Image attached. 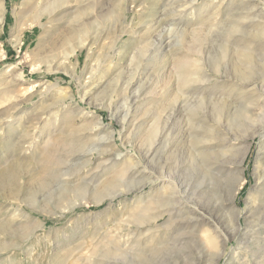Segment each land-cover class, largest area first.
<instances>
[{"label": "rangeland", "instance_id": "1", "mask_svg": "<svg viewBox=\"0 0 264 264\" xmlns=\"http://www.w3.org/2000/svg\"><path fill=\"white\" fill-rule=\"evenodd\" d=\"M3 1L0 89L8 86L12 91L10 100L17 105L9 109L12 103L0 104V172L11 162L22 166L8 170L12 174L9 183H3L5 177H0V264H104L102 260L105 264H225L232 245L236 243V236L224 245L225 253L211 257L202 250L196 238L202 232L196 231L186 219L191 216L189 208L197 204L211 218L219 221L222 228L229 229L231 225L229 212L223 206L228 202L226 187L229 179L225 175L209 176L199 169L198 159L191 156L187 121L192 112L207 111L210 121L217 120L224 136L236 137L238 141L248 134L252 123H256V127L264 125L261 108L264 93L259 97L250 95L264 88V47L260 34L264 31V0H111V11H104L105 14L99 16L103 17L102 20L95 16L85 18L83 14L85 35L98 33V36L87 59L86 48L77 52L73 73L56 70L55 67L47 71V62L62 54H44L42 47L36 46L40 34L44 32L47 36L55 24L69 18V15L53 16L63 18L52 20L44 29L41 24L51 18L48 10H44L40 18L42 23L27 27L34 13L52 0H27L24 8L22 0ZM121 3L134 5L135 9V12L126 11L124 22L118 14ZM74 5L71 2L68 6L74 8ZM83 8L85 11L88 9ZM19 14L25 16V27L20 34L22 41L16 45L12 30L16 18L21 17ZM241 18L246 21L236 33L240 38L232 37L234 42L230 45L239 47L243 42H249L256 59L249 67L254 74L252 82L243 90L233 85L232 53L221 55L222 48L216 39L217 34H232V26L238 30L232 20L240 21ZM61 25L63 28L66 24ZM212 26L215 35L209 34L208 38L205 29ZM194 29L205 31L202 35L193 36L190 31ZM203 45L207 47L210 63L206 70L211 75L205 92L227 101L200 104L195 99L190 104L175 103L177 73L184 65V55L197 60L198 55L192 50ZM7 48L11 58L7 56ZM72 60L76 62V58ZM244 66L238 69L246 77ZM211 67L218 68L219 73ZM91 69L92 79L88 80ZM53 83L52 89L49 86ZM86 89L91 92L81 101L80 96ZM238 92L245 93L243 98ZM256 98L261 101H256ZM77 103L84 115L77 114ZM96 121L101 123V129L91 130ZM18 124L22 131L34 132L36 136H42V140L54 133L65 151H80L84 155L64 165H55L56 162H51V157L47 156L44 158L46 164L41 166L36 160L38 148L24 153L14 146L18 141L15 129ZM99 140L103 142L98 143ZM152 141L153 152L147 157L145 151ZM240 145L229 147L236 149ZM116 149L127 152V155L121 160L107 162L106 158L114 157ZM136 160L137 168L143 173L127 175L125 187L118 186L120 168L132 166ZM242 165L244 182L234 204L241 212L236 223L244 226L242 214L252 202L248 197L252 194L254 200L259 194L254 189L258 181L255 172L264 170V135L262 139L255 135L249 140ZM153 178L159 179H154L156 183H153ZM166 179L169 181L164 182ZM172 180L179 185L180 192L176 195L174 208L165 210L160 205L164 203V196L174 191L170 184ZM151 196L154 200L151 206L163 209L161 216L160 212H155L156 208L150 210L159 215L158 231L148 235V239L141 237L137 247L149 245V240L155 246L135 252L130 248L135 247L137 237L149 234L144 222L146 217H142L141 210L147 206ZM73 203L75 205L71 207ZM262 205L251 223L254 229H246L260 232L259 235L264 237ZM179 206L184 208L178 210ZM136 224H140L138 232L134 227ZM151 236L154 237L151 239ZM263 253H257L260 257V261L258 258L255 260L257 264H264Z\"/></svg>", "mask_w": 264, "mask_h": 264}, {"label": "bare ground", "instance_id": "2", "mask_svg": "<svg viewBox=\"0 0 264 264\" xmlns=\"http://www.w3.org/2000/svg\"><path fill=\"white\" fill-rule=\"evenodd\" d=\"M90 1L91 0H52V2H49V4L45 2L46 5L44 6V8L40 9L39 11L34 13L35 14L34 16H32L30 24L27 27H30L32 24H34L36 22L42 23L40 21V18L42 17L41 15H42L44 10H48V13H50L49 15L51 18H49V20L46 21L47 23L41 24L44 29H47L48 24L51 23L52 20L55 21V20H59V19L63 18L61 16L59 18H52L53 16H56V15L61 14V13H65L63 15H69V18H65L64 20L60 21V23L58 22L59 24L58 23L55 24L56 27L54 28V30L50 34H48L47 36L45 35L46 36L45 37L44 32H43L42 34L39 35V37L37 39L36 46L42 47V49H41L42 53H44V54L56 53L57 54V52H60L62 54V56H60V57L56 56L57 57L56 59H52V60H49L47 62V66H46L47 71H51L53 69V67H55L56 70H63L64 72L73 73L75 68H76V63H77V52L81 51L83 48H86V51H87L86 59L91 55L92 48H93L92 45L95 43V40H96V37L98 36V33H95L96 35H92V36L91 35H85L86 34V31L84 30L85 28L82 27V25H84L83 24V20H84L83 14H85V16H86L85 18H88V16L99 17L102 13H104V11L106 13L108 10H110L111 0H105L104 2H103V0H94L95 2L92 1L93 2L92 4H90ZM71 2L73 4L75 3L74 8H73V6H68L69 3H71ZM38 3H41V1ZM25 4H27V0H22L21 6L23 7ZM83 6H85V8H88L90 10L87 9L88 12L83 10L84 9ZM135 8H137V7H135ZM111 9H113L112 6H111ZM128 10L135 12L134 11L135 10L134 5L130 6L127 3H121L118 5V14L120 17H122L123 22L125 21L126 11H128ZM22 11L24 13V9ZM4 12H5L4 1L0 0V26L2 25V23L4 21ZM73 13H75V14H73ZM137 14H138V12H137ZM174 14H176V12H174ZM216 14H217V12H216ZM111 15L112 14H110L109 16H111ZM99 18H101V20H102L103 17H99ZM107 19H109V18L107 17ZM110 19H112V17ZM24 20H25V16L18 17V19L16 18V23H15L13 30H12V35H14L13 37H15V40H16L15 44L16 45H19L20 41H22V39H20V34L22 33V31L25 27L24 22H23ZM245 21L246 20L245 19L243 20V18H241L240 21H237V20L233 21L232 20L233 24L238 26L237 28L241 27L242 23ZM54 23H56V22H54ZM61 24H66V25L63 26V28H62ZM89 24H90V22H89ZM93 24H94V22H93ZM109 24L111 25L110 22H109ZM263 24H264V22H263ZM125 25H126V22H125ZM207 25H209V24H207ZM215 27H216V25H215ZM232 27H234V26H232ZM232 27H231V29H232L231 33L232 34H230V35L228 34L226 36H225V34H223L222 36L217 34L216 39H218L217 41L220 42V46L222 48L221 53H220L221 55L222 54L227 55V54L232 53L230 55V59L233 60V62H231V66L235 71V75L233 77V78H235V80L233 81V85H235L237 89L243 90V88H246V87L248 88V83L252 82L251 80H252V76L254 74L252 75V72H251L249 67L253 66L256 59L254 58V54H253L254 51H253V48L249 45V42H245V43L243 42L242 45L239 47H233L230 45V42L231 43L234 42V41H231L232 37L237 38V39L240 38V37H236V35H237L236 33L238 31L240 32V28L237 30L236 28H232ZM97 28H98V26H97ZM213 29H214V27L211 29H205L207 33L204 32L205 30H202V29H200V30L194 29L190 32H192L193 36L197 35V34L200 35V33L202 35V32H204L205 36L208 34L207 35V37H208L209 34H211L213 36L215 35L212 32ZM260 34H261V38H262V39L260 38L262 40V42H261L262 47H264V31L262 30ZM205 36H203V37L205 38ZM199 38H198V40H199ZM216 39H214V40L216 41ZM11 40H13V39H11ZM97 41H99V40L97 39ZM202 41H204V40H202ZM205 41H206V39H205ZM199 42H201V41L199 40ZM219 42H217V43H219ZM258 42H259V40H258ZM197 43H198V41H197ZM201 43H204V42H201ZM201 43H198V44L200 45ZM210 47H212V46H210ZM218 47H219V45H218ZM206 49H207V47H204V45H203V46L197 47V49L192 50L193 51L192 53H194L195 55H198L197 60H195V58H192V57L190 58L189 55H184V59H185L184 65L182 67H180V69H178V73H177L178 89H177V93H176V97H175V103H177V101H181L182 103H189L190 104V102H192L195 99H196V103H200V104L203 102H209V103L214 102V103H216V102H221V101H223V102L227 101L225 98L215 97L213 94L210 95V94L205 92L206 84L210 82V77H211V75H209L207 73V70H206V66H208L210 64L208 62L209 57H208V53H207L208 51L206 52ZM211 49H213V48H211ZM184 53H186V52H184ZM2 54H3L2 50L0 49V56ZM73 57L76 58V62H73V60H72ZM244 65H246L247 67ZM240 66H242V67L244 66V68H242V67L241 68L244 69L243 70L244 73L247 74L246 77L242 76V73L239 71L238 68ZM246 68H248V70ZM211 69L215 70L216 73H219L218 68L215 69V68L211 67ZM88 74H89V76L87 78H88V80H91L92 74H93L92 69L90 70V72ZM79 80H80V77H79ZM130 82L131 81H129V83ZM49 83H51V82H49ZM54 84L55 83H53L49 87H51V88L54 87L53 86ZM80 84H82V82H80ZM263 89L264 88L257 89L254 91V93H250V95L252 97L255 95H257L259 97L264 93ZM248 91L250 92V89L247 90V92ZM11 92L12 91L10 89H8V86H4L2 89H0V104L4 103V104L9 105L12 103V105L9 106V109H14L16 107L17 103L12 102L13 100H10L11 96H9V93H11ZM89 92H91V90L86 89V91H84L83 94H81V96H80L81 101H83V99L87 96V94ZM238 93H239V96L243 98V96H244L243 94H245V93H242V92H238ZM190 94H192V95H190ZM195 94H196V96H195ZM244 98H249V96L244 97ZM257 99L258 98H256L255 100L258 102L261 101V100H257ZM247 100H245L247 102V104H250V102H248ZM227 103L231 104V102H227ZM113 105H114V103H113ZM127 106L129 107V105H127ZM110 108H111V106H110ZM261 108H262V112L264 113V100L261 101ZM76 109H77V114L82 113V115H84V113L82 111L83 109L80 107L79 103H77ZM191 109H192V107H191ZM126 111H127V109H126ZM38 119H40V118H38ZM100 122H101V120H100ZM187 122H188V129L187 130L189 133V139L191 140V149H190L191 156H192V158L198 159V162L201 166V167H199V169L200 168L203 169L204 173H207V175L209 174V176L211 175V176H215V177H217V176L220 177L222 175H225L229 179L228 185L226 187V195L228 196V202L226 204H224L223 206H224V208H227V210L229 212L228 214L230 216L228 214H227V216L230 217V224L231 225H230L229 229L222 228L221 227L222 225L219 223V221H216L213 217L211 218V216H209L207 213H205V211H202L201 207L197 206V204H195V206H193L192 208H189V214L191 216L187 217L186 219H187V221H190L193 226H195L196 231L199 230L202 232V235L198 236V234H197L196 238L198 239L200 247L202 248V250L205 251V253L206 252L209 253V255L211 254V257H212V255L219 256L221 253L222 254L225 253L224 252V250H225L224 245L232 236H236V243H235V245H232V248L229 251L228 257H227L228 261H225V264H257V261H255L256 258H258L257 253H259V252L262 253V251H264V243H263L264 237L259 235L260 232L258 233L255 230H251V229L248 230L246 228L251 227V223H253L254 215H258L259 209L263 208L262 204H264V189H263V187H264V178H263L264 177V170L260 169L261 171L258 170L255 172L257 174L258 181L256 182L254 189L259 194H258L257 199H254V200L252 198V194H250V196L248 197V200H251L252 202L248 204V210L246 212H243V214H242L244 216V221H245L244 226H242L240 224L237 225V223H236V219L239 215H241V212H240L239 207L235 206L234 199L237 196V194H238V192H239V190H240V188L244 182L243 165L242 164L244 161L247 144H248L249 140L251 138H253L255 135H259L260 138L262 139V136L264 135V125L261 124L260 127H258V126L256 127V125H255L256 123H252L251 127L248 131V134L245 135L244 137H242V139L240 141H238V139L236 137L230 138L229 136H224L222 134L220 125L217 123V120L216 121H213V120L210 121V119L208 118V112L207 111H203L202 113L200 111L192 112L189 115V121H187ZM99 125L101 126V123L96 121L95 123H93L91 130L101 129V127ZM20 127H21V125L18 124V126L15 128V129H17L16 130L17 131V138L16 139L18 141H17V144H14V146L16 145L15 147H17V149L19 151H22L24 153H26V152L34 149V148H36V149L38 148L36 160L38 163L41 164V166H44L46 164L45 163L46 161L44 158L47 156L51 157V162H53V161L56 162V163H54L55 165L56 164L64 165V164H66V162L70 161L71 159H73V158L78 159V158L83 157V155H84V153H81L80 151H75V150L73 151V150H67V149H66L67 151H65L64 150L65 148L60 144L58 138L54 137L55 135L53 136L54 133L49 134L45 140H42L41 139L42 136H40V135L36 136L34 134V132H31L28 134L25 130L22 131L21 130L22 127L21 128ZM26 138H28V140H26ZM104 141H107L106 138ZM99 142H100V140L98 141V143ZM101 142H103V140ZM106 143L109 144V142H105V144ZM238 143L241 145L239 147H237L236 149L235 148L231 149V147H229V146H233V145L238 144ZM64 145H65V143H64ZM153 148H154V145H153V141H152L150 146L147 147V149L145 151V155L147 157L152 154ZM92 149H90V150H92ZM109 153L112 155L111 152H109ZM85 154L87 155L88 153H85ZM104 154H102V155H104ZM125 155H127V152L119 151L118 149H116V150H114V154H113L114 157L106 158V161L107 162H111L113 160L118 161V160H121L123 157H125ZM17 165L19 167L22 166L21 163L18 164L15 162H11L10 164H7V166L1 170L0 177L1 178L5 177V179L2 180L3 183L5 181L7 183H9L12 180V174L9 173L8 170L18 168ZM137 165H138L137 160L133 163L132 166L123 165L120 168V170L118 171V173L121 174L120 175L121 177L119 179V185L117 183L116 184L118 186L125 187V183H126L125 179H126L127 175L142 174L143 170L137 168ZM61 174H63V173H61ZM204 176H206V175H204ZM150 177H152V176H150ZM154 179H159V178L151 179V181L153 183H156ZM163 179H165V178H163ZM166 181H169V180H167V179L164 180V182H166ZM140 183H143V182L140 181ZM170 184L172 185V187H174L173 188L174 191H170L168 195L166 194L167 196H164V198H163L164 203L162 205H160V206H164L165 210H168V209L170 210V209L174 208L175 200L178 197L176 195L178 194V191L180 192V190H178V188H177V186H179V185H176V183H174L173 180L170 181ZM119 192L121 193V191H119ZM159 192H162V191H159ZM153 201L154 200H152V196H151L150 200L147 201V206L143 207V209L141 210L142 217H144V216L146 217L144 222H145V224H147L146 226H148L147 231H149V234L147 233V234H143L141 236H138L137 239L134 241L135 247H133V248L129 247L130 249H132L135 252H137V251L142 252V250H143L144 246L137 247L138 241L141 239V237L146 238V237H148V235H152V233H154L155 231H158L156 229L157 228L156 224H157V218L159 217V215H157V214L154 215L152 211L150 212V210L156 208L155 212L161 213L162 212L161 210H163V209H159V206L153 208L151 206ZM226 201H227V199H226ZM187 203H189V202H187ZM168 204H170L171 206L167 207ZM180 204H182V203H180ZM71 205H72L71 207H73L75 205V203H73ZM182 208H184V206L180 207L178 210H181ZM143 210H144V212H142ZM179 214H178V216H179ZM161 215H162V213L160 214V216ZM170 216L172 217V214ZM202 225H206V227L202 228ZM139 226H140V224H136L134 226L135 229L137 230V232L140 229ZM168 228H169V226L167 227V229ZM251 228H253V227H251ZM171 229H172V226H171ZM154 236H151V239ZM146 239H148V238H146ZM146 239H144V240H146ZM144 240H142V241L145 242ZM152 242H153L152 240L148 241L149 245L148 244L145 245L144 251L148 247L154 248L155 245L151 244ZM151 245H153V246H151ZM124 247H125V245H124ZM212 249H215V250H212ZM253 249H255L254 252H253ZM249 251L251 253H249ZM262 258H264V253H263ZM103 259H105V258H103ZM258 261H260V259ZM102 263L105 264L104 260H102Z\"/></svg>", "mask_w": 264, "mask_h": 264}, {"label": "trees", "instance_id": "3", "mask_svg": "<svg viewBox=\"0 0 264 264\" xmlns=\"http://www.w3.org/2000/svg\"><path fill=\"white\" fill-rule=\"evenodd\" d=\"M9 52H10V49L7 48V49H6L7 56H8V58H11V56L9 55Z\"/></svg>", "mask_w": 264, "mask_h": 264}]
</instances>
